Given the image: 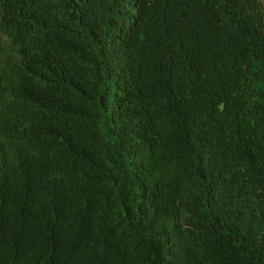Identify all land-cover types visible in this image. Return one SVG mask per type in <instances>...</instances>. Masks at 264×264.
<instances>
[{"label": "trees", "instance_id": "1", "mask_svg": "<svg viewBox=\"0 0 264 264\" xmlns=\"http://www.w3.org/2000/svg\"><path fill=\"white\" fill-rule=\"evenodd\" d=\"M0 264H264V0H0Z\"/></svg>", "mask_w": 264, "mask_h": 264}]
</instances>
